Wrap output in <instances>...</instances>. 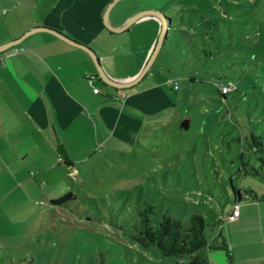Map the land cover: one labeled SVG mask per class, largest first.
<instances>
[{"label": "rangeland", "instance_id": "374dc122", "mask_svg": "<svg viewBox=\"0 0 264 264\" xmlns=\"http://www.w3.org/2000/svg\"><path fill=\"white\" fill-rule=\"evenodd\" d=\"M140 2H162L173 17L149 72L172 115L135 144L111 140L84 152L76 175L63 178V166L36 180L33 200L0 214V264H190L193 255L138 242L147 204L154 225L168 214L188 228L200 214L209 242L222 231L232 258L205 247L197 252L204 264H264V0ZM114 53L133 68L144 57ZM229 79L237 88L224 97L217 84ZM67 192L74 197L51 203ZM236 201L242 215L230 220Z\"/></svg>", "mask_w": 264, "mask_h": 264}, {"label": "crops", "instance_id": "0c3cea01", "mask_svg": "<svg viewBox=\"0 0 264 264\" xmlns=\"http://www.w3.org/2000/svg\"><path fill=\"white\" fill-rule=\"evenodd\" d=\"M111 1L0 0V45L19 41L0 51V214L20 201L33 200L35 181L47 182L51 169L64 166L63 178L76 175L84 152L111 140L135 144L143 131L172 115L163 82L149 79L162 46L137 83L116 88L101 79L86 50L50 31L33 29L53 28L90 46L111 78L131 81L152 54L162 23L147 14L123 31H113L103 19ZM146 8L163 11L164 5L117 0L109 22L122 26ZM116 49L144 57L133 68L119 60ZM101 83L112 88L103 89Z\"/></svg>", "mask_w": 264, "mask_h": 264}, {"label": "trees", "instance_id": "16d2710c", "mask_svg": "<svg viewBox=\"0 0 264 264\" xmlns=\"http://www.w3.org/2000/svg\"><path fill=\"white\" fill-rule=\"evenodd\" d=\"M167 10L168 8L164 9L163 11L167 15V24L170 27L173 23V17L170 15V13L166 12ZM167 36L168 31L164 38L160 52L164 48ZM191 79L194 80V78ZM229 82H233L235 84V87L230 91L237 88V83L232 79H229L226 82H219L217 84L219 93L224 97H226L230 91L223 92L221 84ZM252 139L254 145H260L262 143L259 137L254 133H252ZM246 195V198L258 197L255 192H247ZM72 197H74V193L67 192L58 198L51 199V203L61 204L66 199ZM237 197L238 201L242 198L240 189L237 190ZM238 201L235 203H239ZM152 213V204H147L146 207H144L139 213V226H137L138 234L136 238L142 246H155L164 255H193L192 259L190 260V264H204L206 262L205 258L197 254L199 250L205 247L223 248L227 251L228 256L232 258L228 243L221 230L215 236L214 241L209 242L206 232L207 223L202 215L194 214L191 217L190 226L185 228L179 219L168 214L164 215V217L156 225H154L152 223Z\"/></svg>", "mask_w": 264, "mask_h": 264}, {"label": "water", "instance_id": "95a60500", "mask_svg": "<svg viewBox=\"0 0 264 264\" xmlns=\"http://www.w3.org/2000/svg\"><path fill=\"white\" fill-rule=\"evenodd\" d=\"M116 1L117 0H112L109 3V5H108V7H107V9H106V11L104 13V17H103L104 23L106 24V26L108 28H110L111 30H113V31H116V32L123 31L131 23H133L137 18H139L140 16H143V15H147V14H151V15H155V16L159 17L160 20H161V23H162V28H161L160 34L158 36V40H157L156 46H155V48H154V50H153L148 62L146 63V65L142 69V71L139 73V75L135 79H133L131 81L120 82V81H117V80L111 78L106 73V71L104 70V68H103V66H102V64H101V62H100V60H99V58L97 56V53L90 46H88L86 44H83V43H80V42H77L76 40H73L70 37H68L67 35H65L62 32H60L59 30H56V29H53V28L44 27V26H38V27H34L33 29H36V30L37 29H44V30L50 31V32L56 34L57 36H59L60 38L66 40L67 42L72 43V44H74L76 46H79V47L83 48L84 50H86L90 54L91 58L93 59L95 65H96V68H97L99 76L101 77V79L105 83H107V84H109L111 86H114L116 88H124V87L131 86V85L137 83L146 74V72L148 71V69L152 65L155 57L157 56L158 51L160 50V48H161V46L163 44V41H164V38H165V36L167 34L169 26L167 24V15L163 11L155 9V8H146V9L140 10L137 13L133 14L132 16H130L122 26H113L109 22V12H110V9L112 8V6L114 5V3ZM17 42H19V41L16 40L14 42H8V43L0 45V51L10 47L13 44H16Z\"/></svg>", "mask_w": 264, "mask_h": 264}, {"label": "built area", "instance_id": "2783aa9c", "mask_svg": "<svg viewBox=\"0 0 264 264\" xmlns=\"http://www.w3.org/2000/svg\"><path fill=\"white\" fill-rule=\"evenodd\" d=\"M171 82H172V80L169 79L168 83H171ZM174 83H175L174 87L177 88L178 87L177 83L176 82H174ZM234 87H235V84L233 82L221 84V88H222L223 92H228L231 89H233ZM94 90L96 92L99 91L98 88H95ZM59 158H61V156H59ZM239 215H240V206H239V203H235L232 212L230 214H228V218L230 220H233V219H236Z\"/></svg>", "mask_w": 264, "mask_h": 264}]
</instances>
